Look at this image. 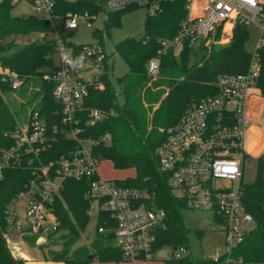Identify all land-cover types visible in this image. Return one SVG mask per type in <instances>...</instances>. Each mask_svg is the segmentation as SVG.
<instances>
[{"label":"built area","instance_id":"obj_1","mask_svg":"<svg viewBox=\"0 0 264 264\" xmlns=\"http://www.w3.org/2000/svg\"><path fill=\"white\" fill-rule=\"evenodd\" d=\"M80 1L102 4L106 11L145 6L153 15L161 10L162 3L172 0ZM195 1H187L186 17L177 35L163 39L156 55L148 61L150 82L160 76L164 56L172 50L178 55L185 44L197 50L201 45L226 43L239 24L257 27L259 37L251 51L247 71L219 74L214 82L215 93L189 106L174 124L160 128L165 138L157 149L159 167L168 176L173 192L185 200L189 209L208 208L222 219L227 248L222 253L216 252L213 258L218 260L225 256L226 264H248L234 251L254 225L242 197L245 160L252 157L245 146L247 132L254 122H258L251 112L250 92L257 86L261 73L259 49L264 46V0H200L194 10ZM31 2L35 14L41 18L51 21V17L58 14L54 0ZM59 16L70 31L79 27L80 18L88 20L90 25L96 17L88 11L69 13L65 18ZM220 26L221 36L217 38ZM55 40L59 62L53 73V94L61 105L59 124L48 126L38 110L30 111L27 120L11 132L14 143L0 151V180L6 167L21 164L30 156L38 157L58 138H69L72 144L56 159L34 170L31 182L7 204L5 214L9 233L37 235L49 242V236L57 232L60 224L53 204L64 181L87 179L86 197L91 201L87 213L89 215L98 206L94 213L97 221L101 210L110 213L115 221L110 241L122 251L123 260L150 259L157 233L167 226L165 209L155 205L147 190L122 186L116 179H105L99 174L101 157L95 149L113 141L112 130L98 137L84 134L86 127L117 116L114 109L86 105L90 89L104 87L102 76L108 56L105 47L94 42L71 48L64 39L58 37ZM9 76L12 89L19 90L22 79L15 73ZM262 156L264 148L257 155V164ZM110 229L106 225H97L100 234H106ZM186 253L187 249L180 247L173 254L181 257Z\"/></svg>","mask_w":264,"mask_h":264},{"label":"trees","instance_id":"obj_2","mask_svg":"<svg viewBox=\"0 0 264 264\" xmlns=\"http://www.w3.org/2000/svg\"><path fill=\"white\" fill-rule=\"evenodd\" d=\"M54 1L56 12L63 18L69 13L88 11L91 15H97L104 10L102 4L92 1ZM187 1L172 0L162 3L161 10L147 16L142 36L128 37L115 44V52L129 66V73L119 79L124 101H118L111 79L112 66L107 56L102 76L104 87L91 88L86 105L114 109L117 116L86 127L84 134L98 137L103 132L112 130L113 141L99 145L95 151L101 158L111 159L116 168H134V177L116 182L122 186L147 190L155 205L165 209L167 226L157 233L153 251L162 246L173 247V250L180 247L187 249L185 255L176 257L173 254L165 260V264H226L225 256L215 260L195 258L190 254L188 234L192 230L201 234L202 229L186 224L184 212L189 207L183 198L173 192L168 176L160 170L157 149L165 138L160 128L174 124L189 106L202 97L215 93L214 82L219 74L247 71L252 57L251 51L246 47L250 31L247 26L239 24L226 43L201 45L197 50L185 44L178 55L173 50L170 51L163 58L160 76L149 86L147 63L156 55L163 39L173 38L179 32L181 22L186 17ZM16 2L17 0H3L0 3V151L14 143L10 134L19 125V110L14 109V103L10 104L5 98L9 91H13L10 73H15L22 79L21 92L28 93L31 99H37L32 110H38L45 117L48 126L59 124L61 110V105L53 94V73L57 66L53 58L56 40L52 36V23L37 15L14 16L11 10ZM199 2L200 0L194 2V10H197ZM131 8L133 7L107 11V22L119 24L120 15ZM94 32L100 36L104 33ZM32 34H41V37L22 44L16 41L18 36ZM220 36L221 26L216 37ZM66 43L71 48H79L81 45ZM100 43L103 45L102 41ZM259 55L261 73L257 88L264 97V46L259 49ZM153 88H156L155 92ZM155 104H158L157 108H154ZM71 144L69 138H58L38 157H27L23 163L4 169L0 180V264H24L22 259L13 256L7 245V204L31 182L35 176L34 170L56 159ZM88 186L87 179L69 178L64 181L53 209L60 223L57 232L61 229L67 232L63 234L61 249H43L48 259L61 261L63 264H91L94 258L103 262L123 260L122 251L110 241L114 235L112 228L115 227V221L106 210L100 211L97 225H106L111 229L106 234L97 231V237L90 247L72 248L89 221L87 211L91 201L86 197ZM242 200L245 209L253 216L254 225L244 241L235 248L234 254L242 257L248 264H264V156L258 159L255 180L244 184ZM216 220L223 223L217 216ZM23 238L36 242L38 236L24 235ZM49 238H52V234ZM90 254L93 255L92 258L89 257Z\"/></svg>","mask_w":264,"mask_h":264},{"label":"rangeland","instance_id":"obj_3","mask_svg":"<svg viewBox=\"0 0 264 264\" xmlns=\"http://www.w3.org/2000/svg\"><path fill=\"white\" fill-rule=\"evenodd\" d=\"M75 1V0H67ZM11 13L14 16H29L36 15L32 6L31 0H17L13 6ZM149 15V10L145 6H136L124 11L119 18V24L113 21L107 22V11H100L96 17L90 21L80 18V25L77 29L70 31L65 25L63 19L57 14L51 17V23L54 29L52 36L54 38H62L67 42L75 44H87L102 41L105 50L109 56V64L112 66L111 79L118 94V101L122 103L124 96L122 93V84L119 79L125 77L129 73V66L126 61L115 52V44L128 37H139L145 32V21ZM94 31L103 32L102 36ZM250 38L247 42V49L253 51L257 39L259 37V30L255 26H250ZM41 37V34H32L30 36H18L16 41L20 44ZM178 53V52H177ZM55 64L59 62V56L55 52L53 55ZM158 78V77H157ZM156 78V79H157ZM155 79V80H156ZM154 81V80H153ZM150 79L147 85H151ZM22 88V87H21ZM19 90L9 91L5 96L8 102L14 103V109L20 112L19 124H23L37 103V99H31L28 93ZM156 88H153L155 92ZM250 95L252 97L251 112L258 122H254L252 127L247 132L246 150L250 152L252 157L245 160L244 181L251 183L256 178L257 172V155L259 151L264 148V99L259 92L257 86L251 89ZM147 106H149L147 104ZM158 104L154 105L157 108ZM257 127V128H254ZM98 172L105 179L124 180L135 176V169L116 168L111 159L103 157L98 164ZM98 206H95L89 214V221L85 230L81 233L80 239L72 245V248L78 246L90 247L91 242L97 237V218L95 212ZM185 222L189 227L202 229V233L198 234L191 231L188 234V250L195 258H213L216 252H224L227 248L225 232L222 229L221 223L216 220V215L213 210L205 208L200 210L188 209L184 212ZM67 231L65 229L59 230L52 235L49 242H31L24 239L21 235L6 234V241L8 248L13 252L15 257L22 254L24 249H35L34 251H45L48 248L61 249L64 243L63 234ZM43 247V248H42ZM173 247L162 246L155 249L153 257L146 260H139L136 264H165V260L173 255ZM18 258V257H15ZM97 262H102L95 258ZM93 261V260H92ZM123 261V260H122ZM131 264V261H125ZM259 264V263H252Z\"/></svg>","mask_w":264,"mask_h":264},{"label":"crops","instance_id":"obj_4","mask_svg":"<svg viewBox=\"0 0 264 264\" xmlns=\"http://www.w3.org/2000/svg\"><path fill=\"white\" fill-rule=\"evenodd\" d=\"M16 235V234H15ZM17 236V235H16ZM38 242H46L44 238H38ZM35 249H24L21 251L22 254L16 256L19 259L23 260L24 264H63L61 261L51 260L46 257V255L41 251H34ZM13 253V252H12ZM14 254V253H13ZM127 260H121V261H107V262H97V260L94 258V260L91 262V264H129V262H125ZM139 261V260H137ZM137 261H131V264H136Z\"/></svg>","mask_w":264,"mask_h":264},{"label":"water","instance_id":"obj_5","mask_svg":"<svg viewBox=\"0 0 264 264\" xmlns=\"http://www.w3.org/2000/svg\"><path fill=\"white\" fill-rule=\"evenodd\" d=\"M89 257H91V258H92V257H93V255H92V254H90V255H89Z\"/></svg>","mask_w":264,"mask_h":264},{"label":"bare ground","instance_id":"obj_6","mask_svg":"<svg viewBox=\"0 0 264 264\" xmlns=\"http://www.w3.org/2000/svg\"><path fill=\"white\" fill-rule=\"evenodd\" d=\"M228 28V27H227Z\"/></svg>","mask_w":264,"mask_h":264}]
</instances>
